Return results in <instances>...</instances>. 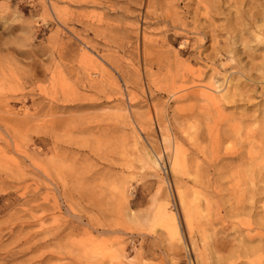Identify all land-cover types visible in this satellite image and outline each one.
I'll list each match as a JSON object with an SVG mask.
<instances>
[{"label": "rangeland", "instance_id": "obj_1", "mask_svg": "<svg viewBox=\"0 0 264 264\" xmlns=\"http://www.w3.org/2000/svg\"><path fill=\"white\" fill-rule=\"evenodd\" d=\"M0 264H264V0H0Z\"/></svg>", "mask_w": 264, "mask_h": 264}]
</instances>
